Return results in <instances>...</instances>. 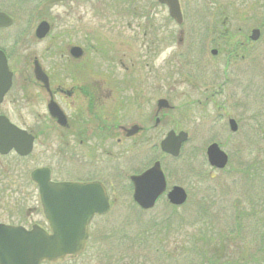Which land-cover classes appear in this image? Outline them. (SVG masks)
<instances>
[{"label":"flooded vegetation","instance_id":"1","mask_svg":"<svg viewBox=\"0 0 264 264\" xmlns=\"http://www.w3.org/2000/svg\"><path fill=\"white\" fill-rule=\"evenodd\" d=\"M64 1L66 0H0V117L6 118L10 124L33 137L32 150L27 155L19 154L13 147L2 146L3 149L0 150V198L8 196L12 199L9 202L12 209H8L11 219L8 222L0 221V224L25 230L36 226L50 232L44 207H51L56 212H70L72 229H79L77 237H73L71 242L73 245H82L83 248L54 262L43 260L40 264H88L91 261L96 264H123L125 239L130 244L129 249L136 247L141 250L139 252H143L137 255L149 257L150 253L155 255L159 252L168 256L166 245L171 227L169 215L160 216L151 223L124 222L118 218L108 222L110 213L115 209V213L121 214L120 209L124 208V194L131 200L129 208L127 207L130 212L131 208H136V213L148 211L161 200L171 209L182 206L172 204L167 197L168 192L177 184H169L164 163L180 156L189 135L184 129L172 127L171 113L174 107L170 102L173 88L172 84H169L171 74L164 72L160 75L155 72L152 59L155 57L153 49L156 43L150 29L153 25L146 18L147 5L141 4L143 0H96V3L92 4L91 10L96 16L102 17L104 12L109 10L117 17H130L138 21L145 17L146 23L149 22L148 27L144 29L129 23L132 35L126 43V48H123V51L119 49V52L117 48L109 45L110 41L97 36L95 44L90 42L91 38L85 41L91 46L75 43L66 44L61 49L58 46L61 33L52 34V15H55L54 6L64 5ZM76 1L88 2L74 0ZM235 1L229 4L228 14L220 10L215 14L208 13V17L211 15L213 20L222 23V29L216 30V37L227 43L229 55H240L244 60L251 57L252 44L264 33V0H261L259 17L245 15ZM157 3L173 20L166 4L159 0ZM239 3L241 5L243 1L240 0ZM252 8L253 4L250 5L249 11H253ZM180 11L183 19L181 4ZM238 19H252L254 25L248 32L241 33V28L235 24ZM42 23H45L42 25L44 28L41 27L37 33ZM253 29L259 31L256 40L250 39ZM138 32L144 38L141 43L143 56L140 50L136 53L134 50L133 44ZM30 33L33 34V43L46 41L36 54L34 51L24 54V51L30 48ZM74 47L80 50L79 54H72ZM36 68L43 75L42 78L36 77ZM188 75H185L184 82L191 87H197L198 81L195 79L198 77L191 72ZM211 86V92L205 96L206 100L217 93L213 82ZM183 95L186 98L182 105L187 113L192 109L191 103L194 100L189 99L185 91ZM57 113L59 117L56 116ZM28 117L38 118L39 125L27 126ZM229 119H233L237 126L235 131H230L236 132V120L229 117L228 127ZM260 130L264 132V128ZM8 131L9 126L0 125V142L3 139L6 142L11 140L7 135ZM169 131L175 134L184 132L187 135L177 157L160 148L161 141ZM40 138L43 145L48 144L46 140L60 143L62 146L56 149L57 155L66 156L70 163V173L63 177H56L49 166H38L49 169L50 181L94 183L92 190L51 191L46 193L51 197L43 199L38 186L31 181L30 173L24 178L25 184L35 186V190L22 189L21 194L17 195L16 190L10 189L13 180H18V175L13 173L11 166L19 165V161L26 159ZM21 142L25 144L23 135ZM211 143L216 142L209 144ZM218 146L220 147L219 144ZM113 149L116 151L113 152ZM126 153H132V158L136 157L141 164L127 180L125 175L121 174L122 168L119 169V165L115 166L116 174H110L108 168L110 162L119 163ZM156 161L160 163L166 188L151 208H143L133 198L134 186L131 176L141 174ZM22 179L21 176L20 180ZM28 199H31L30 206H27ZM112 231L116 232V235L110 234ZM232 240L229 238L228 255L223 252L222 259L226 255L232 261L235 258L236 248L231 249L235 246ZM143 261L146 262V258ZM128 264H132V261ZM261 264H264V261Z\"/></svg>","mask_w":264,"mask_h":264},{"label":"rangeland","instance_id":"2","mask_svg":"<svg viewBox=\"0 0 264 264\" xmlns=\"http://www.w3.org/2000/svg\"><path fill=\"white\" fill-rule=\"evenodd\" d=\"M179 1L183 11L181 24L170 19L157 0H143L141 4L147 5L146 18L153 25L150 29L156 43L153 49L155 57L152 59L155 72L160 75L164 72L171 74L169 84H172L173 88L170 102L174 107L171 113L172 127L184 129L189 135L180 156L167 160L164 163V171L169 184L182 186L186 189L188 198L182 206L175 209L167 207L161 200L153 209L136 213L138 212L136 208L129 211L128 204L131 200L124 194L122 199L124 208L120 209L121 214L115 213V209L110 213L108 222L116 221L118 218L124 222L151 223L160 216L169 215L171 227L166 245L168 256L159 252L155 255L150 253L149 257L137 255L143 252H139L141 250L136 247L129 249L130 244L125 239L123 264L131 261L132 264H199L198 248L202 240L197 236L208 230L233 239V245L236 244L237 250L242 249L244 254L254 248L250 230L258 225L248 220L243 221L240 226L243 228L240 235L243 238L237 239L235 215L237 202L245 205L255 197V194L257 197H264V132L260 130L264 128V33L252 44L253 52L249 59L242 60L240 55L231 56L227 43L216 37V30L222 29V23L213 20L211 15L208 17V13L215 14L221 10L228 14L229 4L233 0ZM236 1L245 15L260 16L261 0H242L241 5L240 0ZM64 2V5L54 6L55 15H52L54 24L52 34L61 33L58 44L61 49L66 44L75 43L91 46L85 41L91 38L90 42L95 44L97 36L110 41L109 45L120 52L126 48V43L132 35L129 23L140 26L141 29L148 27L149 24L146 23L145 17L139 21L130 17H117L109 10H106L102 17L96 16L91 10L96 0ZM251 4L254 7L251 9L253 11H249ZM235 24L241 28V33H244L249 31L254 21L238 19ZM31 37L32 33L28 40L30 48L25 50L24 54L32 51L36 54L46 43V41L33 43ZM143 42L144 38L138 32L133 45L135 53L140 50L142 56ZM211 49H216L217 53L212 55ZM89 51L91 52V49ZM189 72L198 77L195 79L198 81L197 87H191L184 82L185 75ZM212 82L217 93L206 100L205 96L211 92ZM184 91L187 92L189 99L194 100L191 103L192 109L187 113L184 112L182 105L186 98L183 95ZM229 117L234 118L238 124L236 132H231L228 127ZM39 121L38 118L28 117L26 125L37 127ZM42 142L40 138L26 159L19 161V165L11 166L13 173L18 175V180L11 179L13 182L10 189L16 190L17 195L21 194L22 189L25 191L36 189L35 186H26L24 179L35 167L49 166L56 177L68 176L70 173L68 158L57 155L56 149L62 145L52 140L50 142L46 140L47 145L45 143L43 145ZM210 142L218 143L229 156L223 170L213 169L207 163L205 149ZM114 151L116 149H113ZM132 155L126 153L119 163L116 162L118 164L110 162L109 173L116 174L115 166L119 165V169L122 168L121 174L123 173L127 180V177L136 172L141 165L136 157L132 158ZM143 162L146 163L144 160ZM253 167L258 169L254 171ZM11 201L8 196L0 198L2 222L11 219L8 212V209H12L9 204ZM30 205L31 199H28L27 206ZM12 214L15 216V212ZM110 234L116 235V232L112 231ZM223 244L226 246L227 241ZM145 258L146 262L143 261ZM88 264L96 262L91 261Z\"/></svg>","mask_w":264,"mask_h":264},{"label":"water","instance_id":"3","mask_svg":"<svg viewBox=\"0 0 264 264\" xmlns=\"http://www.w3.org/2000/svg\"><path fill=\"white\" fill-rule=\"evenodd\" d=\"M168 7L169 15L178 24L182 22V14L178 0H159ZM2 14L0 13V18ZM42 23L38 29L44 28ZM258 29H253L250 39L258 38ZM79 49L72 48V54H79ZM212 54L216 50H211ZM36 77L42 78L38 68L35 69ZM10 78V73H8ZM163 102V101H162ZM56 116L59 117L57 113ZM62 117V116H61ZM63 118V117H62ZM60 122L61 119L59 118ZM63 123V122H62ZM0 125L9 126L7 135L10 141L4 139L0 142L6 148H15L21 155H27L32 149L33 137L26 132L19 130L10 124L6 118L0 117ZM231 131H235L237 126L233 119H229ZM21 135L25 139V144L21 142ZM187 138L186 133L178 132L175 134L169 131L166 137L161 141L162 151L177 157L180 153V146ZM207 161L211 167L222 169L226 166L227 154L218 146L217 143H211L206 148ZM31 179L38 185L42 198L51 197L47 192H67L69 190H92L94 183H75V182H52L50 181V172L46 167H38L31 171ZM131 180L134 186L133 198L137 204L143 208H151L156 198L165 190L166 181L158 161L139 175H132ZM94 189V188H93ZM167 197L174 205H181L186 201L187 194L185 190L178 185H174L168 192ZM94 209H92L93 211ZM46 218L49 221L50 232H46L40 227H33L31 230H25L20 227L0 224V264H39L42 260L51 262L66 254L75 253L83 248L82 245H73L72 238L77 237L79 229H72L70 212L67 210L55 211L51 207H44ZM89 212L88 216L90 215ZM62 217V218H60Z\"/></svg>","mask_w":264,"mask_h":264},{"label":"trees","instance_id":"4","mask_svg":"<svg viewBox=\"0 0 264 264\" xmlns=\"http://www.w3.org/2000/svg\"><path fill=\"white\" fill-rule=\"evenodd\" d=\"M254 168V167H253ZM258 168L255 167L254 171ZM255 173V172H254ZM253 174V173H252ZM254 175V174H253ZM264 196V195H263ZM255 197L251 198L248 203L243 205L240 202H237V212L235 215V222H236V236L237 239H242L241 237V229L240 226L243 224V221L254 222L258 227L255 226L254 229H251V235L253 238H250L254 244V248L251 249L248 253H243V250H237L236 248V258H229L228 255V240L229 237L218 235L213 231H204L201 236H197L202 240L201 244L198 248V261L199 264H261L264 261V197ZM241 204L243 206H241ZM218 235V236H217ZM231 236V235H230ZM250 240V242H251ZM227 241L226 246H224V242ZM241 244V242H240ZM243 244V242H242ZM232 249V247H231ZM233 250V249H232ZM226 252L227 255L225 258H221V254ZM233 252V251H231ZM238 252V253H237ZM241 256V257H240Z\"/></svg>","mask_w":264,"mask_h":264}]
</instances>
